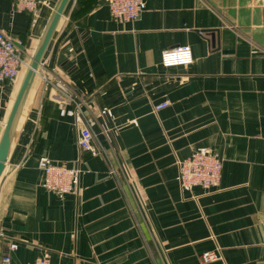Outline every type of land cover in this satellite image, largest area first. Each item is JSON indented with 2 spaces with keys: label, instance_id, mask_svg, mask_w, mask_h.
Wrapping results in <instances>:
<instances>
[{
  "label": "crops",
  "instance_id": "0c3cea01",
  "mask_svg": "<svg viewBox=\"0 0 264 264\" xmlns=\"http://www.w3.org/2000/svg\"><path fill=\"white\" fill-rule=\"evenodd\" d=\"M58 0H0L28 64ZM192 47L190 65L162 52ZM27 66L0 82V141ZM77 95L101 153L78 143ZM163 101L169 105L156 110ZM217 153L220 184L183 188L179 162ZM80 168L59 196L39 159ZM12 245H16L12 248ZM214 252L217 260L205 262ZM264 264V0H146L133 21L69 0L33 78L0 174V264Z\"/></svg>",
  "mask_w": 264,
  "mask_h": 264
},
{
  "label": "built area",
  "instance_id": "2783aa9c",
  "mask_svg": "<svg viewBox=\"0 0 264 264\" xmlns=\"http://www.w3.org/2000/svg\"><path fill=\"white\" fill-rule=\"evenodd\" d=\"M13 9L18 12L32 13L38 7L46 5L50 0H10ZM111 14L117 21H133L138 19L146 7V0H107ZM24 40L13 37L0 27V82L15 79L21 69L28 65L24 50ZM194 61L192 47L189 45L177 46L162 52L161 62L164 67L190 65ZM45 85H56L58 94L64 100L72 101L75 106L76 121L79 125L78 143L81 148L92 155L101 153L94 142V134L89 125L84 122V111L77 95L69 92L64 85L53 84L45 79ZM169 105L163 101L155 106L156 110ZM39 168L42 171L43 185L53 193L63 196L73 192L79 183L81 169L69 168L62 163H53L47 157L39 159ZM180 184L183 188L202 186L206 189L220 184L223 162L217 153L194 151L189 157L179 162ZM15 248L16 245H12ZM219 255L214 252H205V262L217 260ZM3 264H10L11 257L5 254ZM33 264H52L47 258L37 259Z\"/></svg>",
  "mask_w": 264,
  "mask_h": 264
},
{
  "label": "water",
  "instance_id": "95a60500",
  "mask_svg": "<svg viewBox=\"0 0 264 264\" xmlns=\"http://www.w3.org/2000/svg\"><path fill=\"white\" fill-rule=\"evenodd\" d=\"M68 2L69 0H58L57 1L55 8L51 14V17L48 21V24L44 30V33L40 38V42L28 64V68L26 70L24 79L22 81L17 97L11 109L2 139L0 141V174L2 173L5 162L8 158L14 131L16 129V125L20 117L22 108L24 106L26 97L30 90L33 78L36 74L37 69L39 68V65L44 56V53L48 47V44L52 38V35L57 27V24Z\"/></svg>",
  "mask_w": 264,
  "mask_h": 264
},
{
  "label": "bare ground",
  "instance_id": "6f19581e",
  "mask_svg": "<svg viewBox=\"0 0 264 264\" xmlns=\"http://www.w3.org/2000/svg\"><path fill=\"white\" fill-rule=\"evenodd\" d=\"M34 54V53H33ZM22 83V82H21Z\"/></svg>",
  "mask_w": 264,
  "mask_h": 264
}]
</instances>
